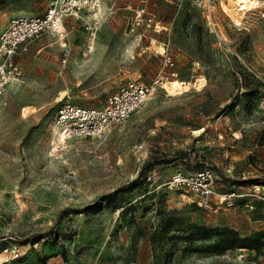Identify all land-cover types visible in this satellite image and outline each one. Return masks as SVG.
<instances>
[{"label":"rangeland","instance_id":"obj_1","mask_svg":"<svg viewBox=\"0 0 264 264\" xmlns=\"http://www.w3.org/2000/svg\"><path fill=\"white\" fill-rule=\"evenodd\" d=\"M57 1L0 0V34ZM234 1L101 0L65 21L66 62L51 34L19 53L22 74L0 100V238L17 237L19 261L264 264V201L214 211L169 186L199 170L216 174L217 194L264 186V0L243 16ZM143 7L150 27L135 25ZM83 18L99 21L94 35ZM159 75L187 90L160 86L102 137L58 139L60 104L103 108L127 80ZM151 156L162 161L145 169ZM225 228L242 247L216 253Z\"/></svg>","mask_w":264,"mask_h":264},{"label":"built area","instance_id":"obj_2","mask_svg":"<svg viewBox=\"0 0 264 264\" xmlns=\"http://www.w3.org/2000/svg\"><path fill=\"white\" fill-rule=\"evenodd\" d=\"M148 1V0H144ZM101 0H59L42 16H21L14 18L0 34V100L6 102L9 86L22 74V68L18 55L26 50L30 42L44 35H54L57 42L62 43L63 59L70 54L66 40L68 36L65 21L68 17L75 20L82 18L86 10L97 11ZM140 13L135 25L145 22L148 27L153 23V16L146 13L145 7L138 10ZM85 28L91 35L96 32L99 21L95 18H83ZM75 29V24L69 25ZM88 47L92 48L90 44ZM147 49V47H146ZM167 63L171 66L174 62L169 57ZM173 76L177 73L173 72ZM165 77L159 75L151 82L141 79L127 80L120 88L112 93L107 104L103 108L85 106L71 102H65L58 106L54 119V128L60 142L75 138L102 137L113 128L125 124L129 118L140 109L163 85ZM143 146H140L141 149ZM154 179L153 176H149ZM217 176L212 170H199L195 172L175 173L169 186L184 191L187 194L197 196L196 204L200 208L217 211L221 206L233 207L237 200L248 197L264 201V186H255L250 191L244 192L238 187L230 192L217 194ZM253 209L254 206L250 205ZM6 243V245H2ZM25 253L17 243L14 235H5L0 238V264H16Z\"/></svg>","mask_w":264,"mask_h":264},{"label":"trees","instance_id":"obj_3","mask_svg":"<svg viewBox=\"0 0 264 264\" xmlns=\"http://www.w3.org/2000/svg\"><path fill=\"white\" fill-rule=\"evenodd\" d=\"M162 160L161 158H158L157 156H151L150 159L148 160L145 169H147L150 166V163L153 162L154 164L160 163ZM144 169L141 170V175H144ZM202 229H197L196 234L200 233ZM235 232L229 228H225L221 230V237L219 240H217L214 244L209 246L214 252L216 253H224L228 250H234L237 247H242L239 246V243L237 242V238H235ZM42 240V238L40 239ZM38 240V241H40Z\"/></svg>","mask_w":264,"mask_h":264},{"label":"bare ground","instance_id":"obj_4","mask_svg":"<svg viewBox=\"0 0 264 264\" xmlns=\"http://www.w3.org/2000/svg\"><path fill=\"white\" fill-rule=\"evenodd\" d=\"M235 5L238 7V11L241 12L239 13L240 16L246 15L248 11H250L253 8H258L261 7L260 1H252V0H235ZM204 84L202 82H197L195 84V87L200 88ZM163 88L167 90L169 95H178L182 94L187 90V87L184 84H181L178 81H169L165 82L163 84ZM54 132L55 128H54Z\"/></svg>","mask_w":264,"mask_h":264},{"label":"crops","instance_id":"obj_5","mask_svg":"<svg viewBox=\"0 0 264 264\" xmlns=\"http://www.w3.org/2000/svg\"><path fill=\"white\" fill-rule=\"evenodd\" d=\"M3 246L4 245H6V243H3L2 244ZM25 254H26V252H24ZM51 262H49V264H50ZM16 264H42V263H40L39 261H37V262H34V261H29V260H23V261H17L16 262Z\"/></svg>","mask_w":264,"mask_h":264}]
</instances>
